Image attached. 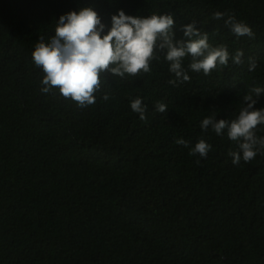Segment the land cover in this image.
Here are the masks:
<instances>
[{"label":"trees","instance_id":"1","mask_svg":"<svg viewBox=\"0 0 264 264\" xmlns=\"http://www.w3.org/2000/svg\"><path fill=\"white\" fill-rule=\"evenodd\" d=\"M83 6L108 26L118 9L170 13L176 39L194 21L211 45L242 50L243 63L204 75L188 56L190 80L173 86L159 53L148 73H104L96 102L78 107L41 92L32 52ZM215 12L254 38L235 36ZM255 87H264V0H0V264H264V151L234 165L227 131L200 128L208 116L235 119ZM137 97L144 120L130 108ZM254 99L264 107V94ZM200 139L212 145L207 158L190 154Z\"/></svg>","mask_w":264,"mask_h":264},{"label":"clouds","instance_id":"2","mask_svg":"<svg viewBox=\"0 0 264 264\" xmlns=\"http://www.w3.org/2000/svg\"><path fill=\"white\" fill-rule=\"evenodd\" d=\"M227 16V19H224ZM213 18L224 20L225 26L237 37L254 38V33L246 23L238 21L235 16L215 12ZM174 16L170 13L151 14L147 16L129 15L118 9L111 16L110 26L92 6H83L59 16L56 20L54 35L47 42L39 39L32 60L41 69L44 76L41 80V92L47 94L58 91L64 98L71 99L78 107H86L96 102L94 93L100 90L104 73L124 78L136 76L140 72L151 71L150 63L159 60V53L169 64V72L174 79L169 83L177 86L190 80L183 60L190 56L188 69L209 75L218 66L243 63L244 53L238 50L230 54L227 47L213 46L209 43L207 33H201L196 22L183 25L186 39H176ZM257 64L250 59L248 71H255ZM252 94L243 97L245 106L237 117L231 121L208 116L200 122L202 132L210 129L216 135H223L237 142L239 151L231 152L232 163L241 160L249 162L264 151V137L256 135L258 125H264V107L255 108L257 99L264 94V87H255ZM105 100L108 96L103 97ZM156 110L163 113L167 106L156 104ZM130 108L146 119L147 105L142 98L130 101ZM177 144L189 147V141L177 139ZM212 145L200 139L190 148V154L207 158Z\"/></svg>","mask_w":264,"mask_h":264}]
</instances>
